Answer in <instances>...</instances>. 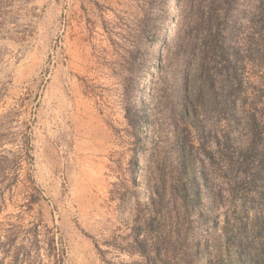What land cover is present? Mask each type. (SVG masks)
I'll return each instance as SVG.
<instances>
[{"label": "rangeland", "instance_id": "rangeland-1", "mask_svg": "<svg viewBox=\"0 0 264 264\" xmlns=\"http://www.w3.org/2000/svg\"><path fill=\"white\" fill-rule=\"evenodd\" d=\"M197 2L0 0V264H264V0Z\"/></svg>", "mask_w": 264, "mask_h": 264}, {"label": "trees", "instance_id": "trees-1", "mask_svg": "<svg viewBox=\"0 0 264 264\" xmlns=\"http://www.w3.org/2000/svg\"><path fill=\"white\" fill-rule=\"evenodd\" d=\"M146 5L144 12L147 16H150L152 5L148 3ZM150 17H148V24L145 28L149 29L148 31H154L158 27L167 26V24L177 20L174 23L176 49L182 56L194 53L196 55L214 56V49H218V52L222 55L226 53L225 38L222 36L220 29L215 30V39L217 40L214 45V20H217L216 15H214V0H200L196 5L191 3L185 11H179L175 19H171L169 14L162 15L158 21L156 16H153L154 18ZM220 23L219 19L216 24L220 25ZM200 43L202 44L200 45ZM134 48H136L135 44ZM124 52L129 55L130 59L133 58L132 51L124 50Z\"/></svg>", "mask_w": 264, "mask_h": 264}]
</instances>
